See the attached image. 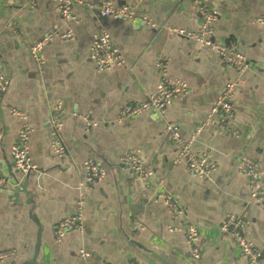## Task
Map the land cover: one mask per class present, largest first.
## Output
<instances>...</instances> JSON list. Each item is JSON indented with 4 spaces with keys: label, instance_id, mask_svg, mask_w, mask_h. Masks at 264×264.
I'll return each mask as SVG.
<instances>
[{
    "label": "crops",
    "instance_id": "1",
    "mask_svg": "<svg viewBox=\"0 0 264 264\" xmlns=\"http://www.w3.org/2000/svg\"><path fill=\"white\" fill-rule=\"evenodd\" d=\"M72 1L78 23L63 22L55 0H0V70L10 82L9 91L0 93V176L7 181L0 188V252L17 253L0 264H84L82 252L91 255L90 264H250L233 237L220 231L229 214L248 223L244 236L262 254L257 264H264V205L250 201L247 181L238 172L241 157L252 159L264 172V26L253 24L264 16V0H207L220 13L219 41L250 61L245 86L232 104L237 137L219 135L213 127L199 132L235 73L212 51L174 34L198 31L193 0ZM107 3L130 6L153 19L155 27L104 17ZM67 30L74 39L48 46L40 73L30 56L32 45ZM102 30L127 63L114 75L99 73L90 59L93 38ZM164 59L170 62L169 75L188 84V93L164 115L150 111L115 122L118 109L155 95L161 79L158 63ZM58 102L66 111L60 134L69 153L65 159L50 148L51 109ZM10 108L29 117L30 155L37 173L22 175L12 166L20 123ZM74 113L89 116L97 127L87 130ZM167 123L185 141L193 139L195 153L212 151L217 171L211 179L197 180L183 163H176L178 148L165 132ZM135 150L155 173L148 187L119 165L121 156ZM89 160L105 169L106 179L87 201L83 235L70 233L56 243L54 228L74 212L81 167ZM158 183L179 198L199 229L200 260L191 257L184 235L168 231L182 221L153 204ZM136 222L146 231L136 232Z\"/></svg>",
    "mask_w": 264,
    "mask_h": 264
},
{
    "label": "built area",
    "instance_id": "2",
    "mask_svg": "<svg viewBox=\"0 0 264 264\" xmlns=\"http://www.w3.org/2000/svg\"><path fill=\"white\" fill-rule=\"evenodd\" d=\"M58 7V17L65 23L70 21L77 22L74 16V2L72 0H55ZM193 13L200 18V27L194 33L175 30L174 34L193 40L200 49H208L215 53L225 66L234 71L235 76L226 84L224 90L217 96L216 101L211 108L207 120L202 124L199 132L208 127L216 129L219 135L239 136V132L234 126V112L232 104L236 97L242 91L246 83L247 72L250 71V61L246 55L221 43L218 39L216 27L220 20V13L217 8L208 5L207 0H193ZM32 5V3H30ZM104 17H115L123 23L139 25L141 27L153 28L155 22L148 16L138 13L130 6H115L107 3L102 7ZM254 25L264 26V16L258 17L253 21ZM74 39V33L67 30L62 33L47 35L32 45L30 56L36 63L39 72L42 73L47 63L44 51L55 41L70 42ZM90 59L94 63L97 71L101 74L114 75L118 70L126 67V60L120 49L114 44L111 36L104 30L97 33L90 48ZM170 62L164 59L158 63L161 70L160 83L156 88L155 95L147 101L126 105L117 110L114 121L121 124L127 120L137 119L147 112H155L157 115H164L170 107L180 97L186 95L189 91L188 84L169 75ZM10 82L4 73L0 70V93L9 91ZM9 113L20 123L18 136L11 150V163L22 175L37 173L38 168L30 155V137L33 130L29 124L27 113L17 108H10ZM66 114L62 102L56 103L51 109L50 117V148L53 153L61 159L69 156V153L63 144L60 134L62 129V117ZM75 117L82 118L86 123V129H94L97 123L91 120L89 116H80L74 113ZM165 132L170 136L171 141L178 148L176 159L177 164H184L189 176L200 180L211 179L217 171V164L213 159L212 151H206L199 155L192 148L193 139L185 141L179 129L167 123ZM119 165L124 170L134 173L140 182L146 187L150 186L155 177L152 167L144 160L140 151H132L124 154L119 159ZM82 179L79 183V194L75 205V210L67 216L54 228V239L56 243L62 240L70 233H77L82 236L84 224L86 221L85 207L90 194L101 185L106 179L105 169L93 162L86 161L82 164ZM238 172L247 181V187L250 193V201L256 205H264V172L261 167L252 159L241 157L238 160ZM7 185V181L0 176V188ZM153 204L166 207L174 220H181L182 226L170 225L168 231L172 235L176 233L186 237L188 250L191 257L198 261L202 258L199 248L200 231L191 223L187 217V212L178 197L166 192L162 183H158V189ZM248 223L241 217L229 214L224 217L220 223V231L233 237L234 243L238 248L240 255L250 264H257L261 259V252L255 245L248 241L244 232ZM136 232H145L146 228L139 222L134 224ZM15 251L0 252V263H6L10 258H15ZM84 264H90L91 255L81 253Z\"/></svg>",
    "mask_w": 264,
    "mask_h": 264
},
{
    "label": "water",
    "instance_id": "3",
    "mask_svg": "<svg viewBox=\"0 0 264 264\" xmlns=\"http://www.w3.org/2000/svg\"><path fill=\"white\" fill-rule=\"evenodd\" d=\"M17 173H19V172H17ZM26 185H27V183H25L24 188H26Z\"/></svg>",
    "mask_w": 264,
    "mask_h": 264
}]
</instances>
